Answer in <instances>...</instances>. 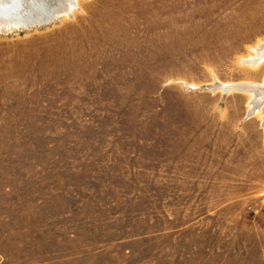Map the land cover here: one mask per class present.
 Listing matches in <instances>:
<instances>
[{"label": "rangeland", "instance_id": "374dc122", "mask_svg": "<svg viewBox=\"0 0 264 264\" xmlns=\"http://www.w3.org/2000/svg\"><path fill=\"white\" fill-rule=\"evenodd\" d=\"M77 4L0 32V264H264V0Z\"/></svg>", "mask_w": 264, "mask_h": 264}, {"label": "bare ground", "instance_id": "6f19581e", "mask_svg": "<svg viewBox=\"0 0 264 264\" xmlns=\"http://www.w3.org/2000/svg\"><path fill=\"white\" fill-rule=\"evenodd\" d=\"M78 0H0V32L4 29L50 21L68 14L77 8ZM64 16V15H63ZM250 53L239 62L247 67L258 69L264 63V39L250 46ZM222 92H242L250 95L249 113H261L264 105V78L262 82L239 81L219 85ZM262 116V115H261ZM264 122V116H262Z\"/></svg>", "mask_w": 264, "mask_h": 264}, {"label": "water", "instance_id": "95a60500", "mask_svg": "<svg viewBox=\"0 0 264 264\" xmlns=\"http://www.w3.org/2000/svg\"><path fill=\"white\" fill-rule=\"evenodd\" d=\"M57 18V17H56ZM56 18H54V19H52V20H50V21H41V22H38V23H36V24H34V26L35 25H44V24H48V23H50V22H52L53 20H55ZM30 25H33V24H30ZM30 25H28V24H26V25H24V24H22V23H20L19 24V26H15V27H21V26H30ZM12 28V27H11Z\"/></svg>", "mask_w": 264, "mask_h": 264}]
</instances>
